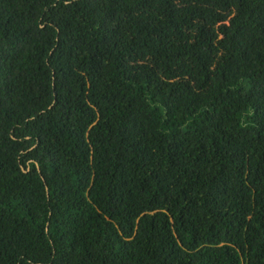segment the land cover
<instances>
[{
  "label": "trees",
  "instance_id": "obj_1",
  "mask_svg": "<svg viewBox=\"0 0 264 264\" xmlns=\"http://www.w3.org/2000/svg\"><path fill=\"white\" fill-rule=\"evenodd\" d=\"M0 264H264V0H0Z\"/></svg>",
  "mask_w": 264,
  "mask_h": 264
}]
</instances>
